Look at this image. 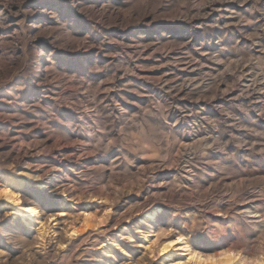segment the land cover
Listing matches in <instances>:
<instances>
[{"label": "rangeland", "instance_id": "obj_1", "mask_svg": "<svg viewBox=\"0 0 264 264\" xmlns=\"http://www.w3.org/2000/svg\"><path fill=\"white\" fill-rule=\"evenodd\" d=\"M0 264H264V0H0Z\"/></svg>", "mask_w": 264, "mask_h": 264}, {"label": "bare ground", "instance_id": "obj_2", "mask_svg": "<svg viewBox=\"0 0 264 264\" xmlns=\"http://www.w3.org/2000/svg\"><path fill=\"white\" fill-rule=\"evenodd\" d=\"M3 198L6 201V206L12 210V214L18 216L24 222L26 220L29 222L35 221L36 224L42 227V221L40 220V213H39V210L35 206L30 205L28 203H24L17 193L5 191L3 193ZM160 213H161L160 209H154V210L147 211L142 216L141 221L143 223L153 222L157 219ZM71 233L75 234L76 231L73 230ZM143 242L148 243V239L145 238ZM181 242H182L181 237H175L172 240L164 243L163 246L160 247L159 251L161 252V254H165L166 252H168L169 249H171L173 245L181 243Z\"/></svg>", "mask_w": 264, "mask_h": 264}]
</instances>
